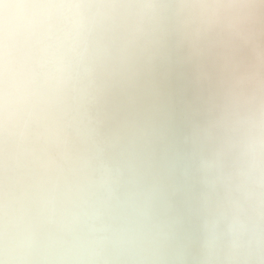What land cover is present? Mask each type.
I'll list each match as a JSON object with an SVG mask.
<instances>
[{"label": "bare ground", "instance_id": "1", "mask_svg": "<svg viewBox=\"0 0 264 264\" xmlns=\"http://www.w3.org/2000/svg\"><path fill=\"white\" fill-rule=\"evenodd\" d=\"M0 264H264V0H0Z\"/></svg>", "mask_w": 264, "mask_h": 264}]
</instances>
